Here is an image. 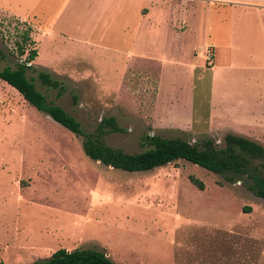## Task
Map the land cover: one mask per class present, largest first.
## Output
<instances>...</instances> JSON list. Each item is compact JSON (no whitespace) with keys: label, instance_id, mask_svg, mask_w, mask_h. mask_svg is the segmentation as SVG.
<instances>
[{"label":"rangeland","instance_id":"374dc122","mask_svg":"<svg viewBox=\"0 0 264 264\" xmlns=\"http://www.w3.org/2000/svg\"><path fill=\"white\" fill-rule=\"evenodd\" d=\"M109 1L102 10V0H89L83 17L76 18L82 32L91 28L88 39L39 41L31 61L35 70L25 71L36 90L73 116L84 134L127 153L146 149L145 135L191 143L209 137L221 145L223 134L214 130L217 120L209 114L213 102L207 68L196 69L193 87L187 88L186 77L173 79L171 66L163 64L159 97L152 76L138 72L137 77L122 79L125 65L132 75L133 70L148 67L147 61L134 57L129 40H123L130 32L125 28L137 21L139 9L149 8L150 2ZM177 6L163 11L162 20L186 17L187 30L194 32L199 43L207 44L203 9L189 5L195 8L182 14L175 12ZM30 30L26 21L0 14L4 54L0 69L13 68L26 50L37 49L31 41L22 46L24 34L31 39ZM175 44L164 38L154 50L140 49L163 58H184L190 46ZM235 51V59L264 63V47H234ZM37 71L61 81L65 86L61 95L41 84ZM172 80L175 87L167 88ZM108 116L120 131L98 130L100 119ZM82 138L0 80L3 264H28L58 248L106 250L115 264H264V199L254 196L241 181L227 182L183 159L146 171L112 168L88 158L81 150ZM189 175L201 180L204 188L192 185Z\"/></svg>","mask_w":264,"mask_h":264},{"label":"crops","instance_id":"0c3cea01","mask_svg":"<svg viewBox=\"0 0 264 264\" xmlns=\"http://www.w3.org/2000/svg\"><path fill=\"white\" fill-rule=\"evenodd\" d=\"M88 1L0 0V14L11 15L27 22L31 28L30 38L36 45L37 52L40 40L65 38L80 43L81 40L88 39L91 28H84L82 32V27L76 22L79 15L83 17L82 12ZM120 1L122 0H116L118 4ZM149 2V8L141 7L137 21L125 28L130 32L123 40H129L130 46L134 49V57L147 61L148 67L145 71L143 68H137L133 70L136 73L132 75L128 72L130 68L125 65L122 79L137 77L138 72L144 77L152 76L159 97L164 83L163 64L171 66L173 79L185 76L187 88L193 87L194 71L207 68L210 72V95L213 102L209 114L217 120L214 122V130L222 134L244 136L264 147V63L257 61L248 64L244 60L235 59L238 52H233L234 47H264V0H149ZM102 3L103 10L109 6L110 1L102 0ZM172 4H178L175 12L182 14L195 8L189 5H196L199 10L203 9L202 11L206 13V22L202 26V33L207 38V44L199 43L197 37H194V32L187 30L186 17L175 18L169 22L162 20L161 14ZM164 38H171L176 42V46L185 44L190 46L184 58L175 55L169 59L151 53V50L163 44ZM142 46L151 47L150 52L142 51L140 49ZM207 50H211L209 59L205 57ZM126 53L131 56V51ZM174 85V80L166 83L167 88ZM104 252L108 254L106 250Z\"/></svg>","mask_w":264,"mask_h":264},{"label":"trees","instance_id":"16d2710c","mask_svg":"<svg viewBox=\"0 0 264 264\" xmlns=\"http://www.w3.org/2000/svg\"><path fill=\"white\" fill-rule=\"evenodd\" d=\"M29 32V29H28ZM31 41L29 35L22 36L23 42ZM33 43V42H32ZM21 45L18 54H24ZM36 48L26 50V55L19 59L15 66H4L0 69V80L13 87L29 105L48 115L53 121L72 132L82 135L81 150L90 159L101 164L125 171H144L161 166L177 159L196 164L212 173L220 175L227 182L241 181L254 196L264 199V147L241 135L225 133L222 144L217 145L209 137L198 142H189L178 137L163 138L157 135H145L143 144L146 149L127 153L113 148L92 134H84L80 124L73 116L60 106L48 102L45 96L36 90L32 80L25 75L27 69H34L31 61L35 58ZM4 54L0 51V60ZM35 70V69H34ZM39 82L48 88L55 89L56 95L63 92L65 86L46 71H37ZM100 132H116L120 128L112 116L103 117L98 123ZM189 182L202 190L203 183L189 175ZM0 264H3L0 261ZM28 264H115L104 251L93 248H58L47 258L37 259Z\"/></svg>","mask_w":264,"mask_h":264},{"label":"built area","instance_id":"2783aa9c","mask_svg":"<svg viewBox=\"0 0 264 264\" xmlns=\"http://www.w3.org/2000/svg\"><path fill=\"white\" fill-rule=\"evenodd\" d=\"M206 59H209L210 58V51L209 50H207V53H206Z\"/></svg>","mask_w":264,"mask_h":264}]
</instances>
